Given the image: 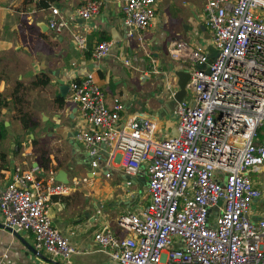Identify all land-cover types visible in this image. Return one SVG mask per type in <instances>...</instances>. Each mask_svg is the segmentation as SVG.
<instances>
[{
    "label": "built area",
    "instance_id": "built-area-1",
    "mask_svg": "<svg viewBox=\"0 0 264 264\" xmlns=\"http://www.w3.org/2000/svg\"><path fill=\"white\" fill-rule=\"evenodd\" d=\"M157 1L118 0L128 35L151 26ZM103 5L89 0L75 15L87 22ZM47 9L48 29L63 34L68 23L54 4ZM203 24L214 58L181 38L167 48L172 62L192 67L185 96L173 109L175 136L158 139L155 124L136 115L123 120L124 103L108 105L91 73L68 85L80 123L75 137L91 159L92 174L107 148L110 159L123 157L126 185L146 178L147 205L116 221L126 235L106 227L94 233V244L114 264H264V218L248 217L264 197V183L257 187L250 178L264 173V138L258 134L264 122V0H208ZM74 40L85 48L84 37ZM111 46L98 43L93 60L102 61ZM141 62L133 56L123 65ZM37 172L13 169L0 190V225L31 233L35 252L71 264L77 251L49 212L52 200L70 189L52 173L42 179Z\"/></svg>",
    "mask_w": 264,
    "mask_h": 264
},
{
    "label": "crops",
    "instance_id": "crops-1",
    "mask_svg": "<svg viewBox=\"0 0 264 264\" xmlns=\"http://www.w3.org/2000/svg\"><path fill=\"white\" fill-rule=\"evenodd\" d=\"M37 1L0 0V98L7 102L0 110V122L6 129L0 143V151L5 149L2 153L6 155L4 164L0 163V190L18 166L38 167L41 172L36 175L42 179L50 173L55 179L59 171L66 172L69 194L54 198L49 212L52 225L77 251L71 264H114L94 244V233L106 227L126 235L116 221L147 205L146 178L139 175L126 185L123 157L110 159L105 148L99 169L92 174L91 159L75 137L80 125L76 105L69 89L60 97L59 83L68 86L91 73L108 105L117 99L124 103L123 120L136 115L155 124L158 139L171 136L176 127L172 97L178 91L177 74H190L192 67L172 62L167 48L178 38L206 50L211 46L201 30L208 0H158L151 26L132 35L123 27L118 0H103L100 13L87 22L75 13L89 0H58L54 6L68 23L61 35L44 26L50 13L37 9ZM75 36L84 37L83 50L75 46ZM102 41L112 46L96 62L92 52ZM133 56L143 62L124 66L123 61ZM40 74L49 77V84L32 87ZM167 85H172L170 91ZM58 99L63 101L61 106ZM20 113L28 115L27 129L20 122ZM18 142L23 148L17 152ZM259 203L264 205V199ZM18 234L16 237L0 225V264H62L31 250V233Z\"/></svg>",
    "mask_w": 264,
    "mask_h": 264
},
{
    "label": "water",
    "instance_id": "water-1",
    "mask_svg": "<svg viewBox=\"0 0 264 264\" xmlns=\"http://www.w3.org/2000/svg\"><path fill=\"white\" fill-rule=\"evenodd\" d=\"M44 26L48 29V25L47 23H43ZM201 30L203 32V35H204V39L206 41L210 40V36L208 34V31L206 30L205 27H201ZM207 51L209 53V57L212 59L216 56V51L212 48V46H209L207 47ZM178 75V81H177V86H178V91L175 93V95L172 97V102L175 104V103H179L182 98L185 96V86L189 80V76L190 74L186 73H180V74H177ZM60 87H59V93H60V97H65V94L67 93L68 91V86L65 85L63 82H60L59 83ZM129 106V105H128ZM176 135V129L172 131L171 133V136H175ZM106 150H108L106 148ZM55 180L57 182H62L64 184H68V180L66 179V172H63V171H59L56 175V178ZM16 237H19V234L18 233H13ZM20 239V238H19ZM31 250H33V248H31Z\"/></svg>",
    "mask_w": 264,
    "mask_h": 264
},
{
    "label": "trees",
    "instance_id": "trees-1",
    "mask_svg": "<svg viewBox=\"0 0 264 264\" xmlns=\"http://www.w3.org/2000/svg\"><path fill=\"white\" fill-rule=\"evenodd\" d=\"M58 2V0H38L36 7L37 9H47L50 5ZM50 79L45 74H40L35 77V79L31 82V86L38 88V87H45L49 84ZM16 98V96H14ZM57 102L61 106L63 101L62 99H58ZM7 106V102L0 98V110ZM30 120H27V118L21 117L20 122L22 123V126L24 129L28 128V122ZM6 137V129L2 122H0V143L1 141ZM21 149V144L18 142L16 146L17 152ZM6 161V155L2 152H0V163L4 164Z\"/></svg>",
    "mask_w": 264,
    "mask_h": 264
},
{
    "label": "rangeland",
    "instance_id": "rangeland-1",
    "mask_svg": "<svg viewBox=\"0 0 264 264\" xmlns=\"http://www.w3.org/2000/svg\"><path fill=\"white\" fill-rule=\"evenodd\" d=\"M203 16H204V13H203ZM188 96H189V93H188ZM19 115L25 119H26V116L28 117L27 114H23V113H20ZM258 134H259L260 138L264 137V122L262 123V127H260V129L258 130ZM4 144H5V142L3 141L2 145H4ZM16 146H17V143H16ZM21 147L23 148V146H21ZM4 150H2V151H4ZM2 151H0V152H2ZM250 178L253 180L254 184L257 187H260L262 185V183H264V173H257V172L252 173L250 175ZM263 199H264V197H263ZM253 206L255 208V211H251L250 214L248 215V217L255 219L256 217L260 216V214H264V205H262L261 203L258 202V203H253Z\"/></svg>",
    "mask_w": 264,
    "mask_h": 264
}]
</instances>
